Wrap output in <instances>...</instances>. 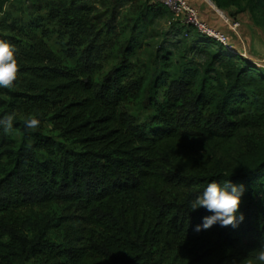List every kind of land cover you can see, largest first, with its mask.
<instances>
[{
    "label": "trees",
    "instance_id": "16d2710c",
    "mask_svg": "<svg viewBox=\"0 0 264 264\" xmlns=\"http://www.w3.org/2000/svg\"><path fill=\"white\" fill-rule=\"evenodd\" d=\"M9 1L0 0V39L14 45L19 72L13 87L0 88V118L14 115L21 140L17 147L4 143L0 127V264H243L250 252L264 247V140H246L245 150L237 148L245 129L264 125V70L221 43L227 52H210L206 71L221 62L226 80L216 83V112L198 120L195 139L180 130L175 108L188 98L198 107L207 87L205 81L201 91H192L194 82L186 73L171 82L165 119L148 135L112 98L137 69L129 58L137 47L134 36L99 88L89 69L69 67L44 33L10 23ZM215 1L220 7L246 2L243 8L250 6L264 20V0ZM57 2L59 11L51 12L48 21H60L74 46L87 39L86 55L98 52L102 46L95 44L103 30L95 4ZM135 13L134 31L151 17L150 9L139 7ZM129 82L141 92L140 102L151 105L149 89ZM249 89L255 112L230 118L228 106L243 100ZM28 117L39 119V127L27 128ZM47 123L79 149L42 162V152L56 150L45 134ZM226 181L242 187L239 213L245 219L238 227L216 224L196 231L213 213L203 207L192 211L191 201L209 183ZM55 202L64 207L57 223L34 209ZM51 230L64 231L65 239H54Z\"/></svg>",
    "mask_w": 264,
    "mask_h": 264
},
{
    "label": "rangeland",
    "instance_id": "374dc122",
    "mask_svg": "<svg viewBox=\"0 0 264 264\" xmlns=\"http://www.w3.org/2000/svg\"><path fill=\"white\" fill-rule=\"evenodd\" d=\"M57 1L10 0L5 10L11 15L8 18L10 23L15 21L19 28L23 25H33L38 33H44L46 41L69 67L88 68L99 88L105 76L120 61L129 39L134 36L137 47L129 58L137 69L125 78L120 91H114L112 98L119 102V108L123 112L131 116L132 123L139 132L149 135L152 129L164 121L165 116L162 112H168L167 104L170 103L167 89L174 79L180 78L184 73L188 74L187 79L194 82L191 89L196 93L201 91L202 84L206 81L204 101H200L198 107H195L191 98H188L179 101L175 108L176 123L180 130L190 134V139L194 140L198 133L196 128L198 120L216 112L212 102L216 83L226 80L221 62L215 63L213 66L215 70L209 73L206 71L210 52L218 50L227 52L224 43L221 44L222 42L213 37L185 25L179 16L163 8L159 0H134L119 5H116L114 0H91L95 4L98 26L103 30V34L95 44L102 47L98 52L88 56L84 51L87 39H79L80 45L74 46L70 44V35L62 30L60 21H48L51 12L59 11ZM199 1L219 19L216 25H210L226 34L229 46L237 52V56L248 59L256 68L264 70V20L261 15L257 11H251L250 6L243 8L246 2H242L241 6L232 4L220 7L215 0ZM193 6L198 9L196 5ZM139 7L143 12L150 9L151 17L147 24L145 21L136 24L134 31L135 12ZM157 7L161 8L158 10ZM198 10L202 15L203 10ZM255 14L260 17L258 19L262 24L255 22ZM3 16L4 13L0 12V22ZM195 72L198 73L194 74ZM129 81H137L141 86L139 89H149L148 95L153 97L151 105L146 106L140 102L141 92L138 95V91H133ZM228 111L230 113L228 116L232 119L252 115L255 112L254 92L247 90L244 99L232 102L228 106ZM45 128V134L55 142L56 150L53 155L42 152L40 154L42 162L60 160L65 151L73 154L79 149L76 141L62 136L50 123H47ZM2 131V136H5L4 143L17 147L21 133L14 128L11 132ZM250 139L256 142L264 140L263 124L245 129L237 148L244 147L245 150L244 142ZM237 148L236 155L240 152ZM1 158L6 161L4 155ZM34 209L40 215L52 217L54 223H57L59 217L64 214V207L60 202H55L46 209L38 207ZM51 236L60 241L65 239V232L51 230Z\"/></svg>",
    "mask_w": 264,
    "mask_h": 264
},
{
    "label": "clouds",
    "instance_id": "9594fccd",
    "mask_svg": "<svg viewBox=\"0 0 264 264\" xmlns=\"http://www.w3.org/2000/svg\"><path fill=\"white\" fill-rule=\"evenodd\" d=\"M18 72L19 63L14 45L0 39V88L13 87L18 78ZM13 120V114L0 118V127L5 132H11ZM39 125L40 120L35 117H28L25 120L27 128H37ZM242 195V187L232 185L228 181L223 186L216 182L209 183L203 193L192 200L190 204L192 211L203 207L213 213L203 218V224L198 225L196 231L211 228L216 224H220L221 227H238L239 223L245 219L244 215L239 213ZM243 264H264V247L250 252Z\"/></svg>",
    "mask_w": 264,
    "mask_h": 264
},
{
    "label": "built area",
    "instance_id": "2783aa9c",
    "mask_svg": "<svg viewBox=\"0 0 264 264\" xmlns=\"http://www.w3.org/2000/svg\"><path fill=\"white\" fill-rule=\"evenodd\" d=\"M159 2L166 6L172 13L179 16L185 25L193 27L200 33L213 37L230 47L226 34L204 20L201 17L199 10L188 0H159ZM235 25L237 26L238 23Z\"/></svg>",
    "mask_w": 264,
    "mask_h": 264
},
{
    "label": "crops",
    "instance_id": "0c3cea01",
    "mask_svg": "<svg viewBox=\"0 0 264 264\" xmlns=\"http://www.w3.org/2000/svg\"><path fill=\"white\" fill-rule=\"evenodd\" d=\"M192 5H196L198 7V9L203 10L202 11V15L201 17L206 20L209 24H214L216 25L218 23V18L214 16V14L212 15L210 11H208L209 9L203 7V3L200 2L199 0H188ZM193 2V3H192Z\"/></svg>",
    "mask_w": 264,
    "mask_h": 264
}]
</instances>
